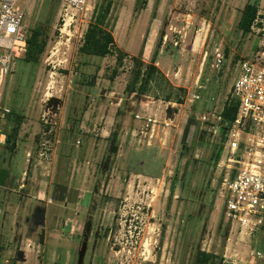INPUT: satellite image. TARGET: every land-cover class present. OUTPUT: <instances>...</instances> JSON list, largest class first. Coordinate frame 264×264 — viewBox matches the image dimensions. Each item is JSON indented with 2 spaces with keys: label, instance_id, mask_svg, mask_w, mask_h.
<instances>
[{
  "label": "rangeland",
  "instance_id": "obj_1",
  "mask_svg": "<svg viewBox=\"0 0 264 264\" xmlns=\"http://www.w3.org/2000/svg\"><path fill=\"white\" fill-rule=\"evenodd\" d=\"M102 1L70 20L68 36L58 30L64 23L58 1L30 0L24 21L27 36L42 27L47 47L37 64L14 59L4 85L1 108L25 114L29 132L19 135L15 151L0 144V179L10 174L19 182L24 177L30 142H35V153L42 115L48 102L56 101L50 108L55 122L52 159L34 161L36 180L44 179L58 202L48 205L46 228L39 230L38 240L32 238L40 244V254H30V264H194L199 250L222 255L223 264H260L251 251L261 250L263 240L242 241L223 217L218 165L227 145L208 129L231 96L239 63L253 58L264 41V0H148L138 16L136 0H112L116 49L128 55L115 79L116 56L102 59L79 51ZM257 1L259 22L244 36L238 29L242 10ZM162 31L168 40L164 43L163 38L158 47ZM158 48L156 64L164 78L148 95L127 94L131 58L141 56L150 63ZM217 49L229 52L221 62ZM168 94L173 95L170 102ZM194 94L199 99L192 102ZM119 109L122 114L117 116ZM137 113L172 120L173 126L157 128L152 137L143 135ZM5 123L0 118L1 132L10 130ZM103 130L106 140L100 136ZM18 197L13 192L8 209L0 208L8 211L6 218L0 215V260L16 254L15 237L29 230L25 221L31 210L18 207ZM53 210L61 221L76 219L75 234L63 227L60 240L51 235L56 231ZM90 224L92 236L80 260L82 237Z\"/></svg>",
  "mask_w": 264,
  "mask_h": 264
},
{
  "label": "built area",
  "instance_id": "obj_2",
  "mask_svg": "<svg viewBox=\"0 0 264 264\" xmlns=\"http://www.w3.org/2000/svg\"><path fill=\"white\" fill-rule=\"evenodd\" d=\"M0 0V118H6L11 111L1 108V99L6 79L11 71L14 59L24 58L27 53L28 39L24 26L26 9L30 0ZM64 12V23L58 29L60 34L70 35L75 16L87 11L97 0H56ZM65 17H69L68 20ZM259 18L256 21V25ZM164 43L168 36H164ZM70 37L67 42H70ZM178 45V41L175 42ZM259 51L251 59L239 63V74L232 86L231 98L238 103L235 122L224 134L227 153L219 163L220 182L217 192L222 205L223 217L231 232L242 241L262 239L264 242V41ZM54 57L50 53L48 61ZM216 59L221 62L224 53L216 50ZM54 61H50L52 64ZM50 88V87H49ZM192 102L199 96L192 95ZM135 119L141 124L140 133L150 134L157 128L168 129L172 120H161L156 115L139 114ZM43 129L37 143L36 152L30 151L27 157L39 164L50 162L54 151V125L49 108L42 115ZM221 118L210 125L208 132L221 134ZM6 143V136L0 134V144ZM198 156V154H197ZM27 175V173L25 174ZM52 203V200H48ZM3 211L0 209V215ZM29 248L32 244L28 243ZM251 255L260 264H264V246L261 250H252ZM0 264H23L11 259L0 260Z\"/></svg>",
  "mask_w": 264,
  "mask_h": 264
},
{
  "label": "trees",
  "instance_id": "obj_3",
  "mask_svg": "<svg viewBox=\"0 0 264 264\" xmlns=\"http://www.w3.org/2000/svg\"><path fill=\"white\" fill-rule=\"evenodd\" d=\"M59 3V2H58ZM148 6V0H136L135 15L138 16ZM114 9V3L112 0H103L95 9L93 20L88 25V28L84 34V41L79 51L82 55L96 56L99 58H106L110 55L116 56V67L113 69L112 78L115 79L120 69L124 65V60L127 58V54L122 49H116V40L114 37V26L112 24V12ZM259 2L248 3L242 10V15L238 23V29L244 36L251 34L256 21L260 18ZM164 37V31L161 32L160 41L158 47L161 45ZM47 47V37L42 27L34 29L32 35L28 39L27 53L24 60L29 63H39L40 58L45 52ZM159 48L155 51L150 63H146L141 56L132 57L133 69L132 78L126 86V93L129 95H148L153 85H159L158 80L164 78L162 72L157 66V60L159 57ZM229 52L226 50V55ZM224 54V56H226ZM185 92V90H183ZM171 94H168L166 101L172 100ZM177 103L182 104V100L178 99ZM238 113V103L234 101L231 96L225 102L221 113L218 118H221V134L222 146L226 142L224 134L235 122ZM122 114V110L117 111V116ZM7 129L3 133L6 135L5 147L11 151H14L16 147L17 139L19 138L22 125L24 123L23 114H14L12 111L6 116ZM194 117L190 119L192 123ZM114 135H112L113 137ZM111 139V138H110ZM113 140V138H112ZM112 153L118 152V145H114L111 149ZM228 226V225H227ZM230 229V227L228 226ZM222 255H216L213 252H206L199 250L194 264H223Z\"/></svg>",
  "mask_w": 264,
  "mask_h": 264
},
{
  "label": "crops",
  "instance_id": "obj_4",
  "mask_svg": "<svg viewBox=\"0 0 264 264\" xmlns=\"http://www.w3.org/2000/svg\"><path fill=\"white\" fill-rule=\"evenodd\" d=\"M26 117V115L24 114ZM24 117V118H25ZM6 124V123H5ZM26 126V123L24 122L21 128L20 134H22V131L25 133L29 132L26 131L24 128ZM6 127L8 125L6 124ZM0 133H3L0 131ZM4 135V134H3ZM6 136V135H4ZM103 139L108 138V134L106 130H103V133L100 135ZM29 137H27L28 139ZM30 148L33 151V148L35 146V142H30ZM103 143L104 140H103ZM5 145V144H4ZM17 147H15L14 151ZM34 160L29 162V167L25 171L24 177L18 182L17 180H12V177L10 174H6L0 179V208L1 206L8 209L10 204L12 203V193L17 192L19 195L18 197V207L22 206V208L30 209L31 210V216L26 217V224L30 223L29 230L26 227L27 233L26 234H17L15 237L16 242V254L11 257L10 259L13 261H21L23 264H30L29 258L30 254L36 252L39 253L37 249L40 248V244L37 242V244L32 240V238H36L37 233L39 230H43L46 228L47 224V218H48V205H54L58 201V198H54V190L50 186L46 184V181L44 179L36 180L37 171L35 166ZM39 164V163H38ZM41 166V165H40ZM19 185L17 190H11L10 187L14 185ZM2 190H6L7 192L4 195H2ZM79 190V189H78ZM81 191V190H80ZM82 192V191H81ZM80 197V195L78 196ZM49 199L52 200V203H49ZM54 199V200H53ZM65 204L68 205V201L64 200ZM3 209V208H2ZM4 215V218L7 217L8 211H4L2 214ZM57 213L55 210L52 211V214L50 215V218L53 217V227H55L56 231H54L51 235L56 238V240H60L62 238V234L60 233V230H62L63 227L70 228V234H75L76 230V219L66 217L63 221H61V218L56 216ZM34 216H37V218H34ZM18 229L22 227V225H19L17 223ZM49 239V236L47 237V240ZM38 240V239H37ZM47 240L45 241V245L47 243ZM28 243L32 244V248H29L27 245ZM1 250V248H0ZM1 253V252H0ZM40 254V253H39ZM40 260V259H39Z\"/></svg>",
  "mask_w": 264,
  "mask_h": 264
},
{
  "label": "water",
  "instance_id": "obj_5",
  "mask_svg": "<svg viewBox=\"0 0 264 264\" xmlns=\"http://www.w3.org/2000/svg\"><path fill=\"white\" fill-rule=\"evenodd\" d=\"M53 102H56L55 100H50L49 102H48V104H47V108H52V107H55V105H53ZM86 249H87V241L86 242H84L83 243V247H82V249L80 250V253H79V255H80V260H81V258H83L84 257V255H85V252H86Z\"/></svg>",
  "mask_w": 264,
  "mask_h": 264
},
{
  "label": "flooded vegetation",
  "instance_id": "obj_6",
  "mask_svg": "<svg viewBox=\"0 0 264 264\" xmlns=\"http://www.w3.org/2000/svg\"><path fill=\"white\" fill-rule=\"evenodd\" d=\"M88 227L89 228L88 229L86 228V231H85V233H84V235L82 237L83 238L82 247H83V243L85 241H88L89 237L92 236V233H91V224ZM97 234H98V232L95 233L94 237L97 236ZM96 241H97V239H96ZM94 247H95V243H94ZM94 247H93V249H95Z\"/></svg>",
  "mask_w": 264,
  "mask_h": 264
}]
</instances>
